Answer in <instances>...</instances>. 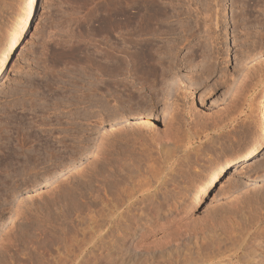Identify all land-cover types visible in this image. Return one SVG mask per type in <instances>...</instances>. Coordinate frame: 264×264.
<instances>
[{
    "label": "rangeland",
    "instance_id": "1",
    "mask_svg": "<svg viewBox=\"0 0 264 264\" xmlns=\"http://www.w3.org/2000/svg\"><path fill=\"white\" fill-rule=\"evenodd\" d=\"M172 1H158L174 15L153 35L155 98L139 116L131 68L151 57V0H37L0 73V264H264V0ZM21 2L0 0L2 46ZM86 91L105 102L99 124ZM28 147H54L56 170L31 175ZM210 158L218 174L187 211Z\"/></svg>",
    "mask_w": 264,
    "mask_h": 264
},
{
    "label": "bare ground",
    "instance_id": "2",
    "mask_svg": "<svg viewBox=\"0 0 264 264\" xmlns=\"http://www.w3.org/2000/svg\"><path fill=\"white\" fill-rule=\"evenodd\" d=\"M158 1H160V0H151V57L150 56H148V54L146 53V52H141L140 54H139V58L137 59V56H136V58L135 59H137V61L135 60L134 61V63L136 64L135 66L134 65H132L133 67H135L134 69L133 68H131V70L132 71H134V75L136 74V76H137V74H139L140 76H141V78L143 77V79H141L140 81H141V84H140V81H139V84L140 85H142V86H140V87H143L142 88V90H144V93H143V95H142V97H141V95H137V96H134L135 97V99L137 98V106H135L134 108H136V111H137V109H138V111L140 112V111H142L144 108H145V106L147 107V104H148V102H151L152 100H154V98H155V93L153 92V91H151V89H149V88H147V87H145V86H147V85H145V84H148V85H150V87H151V84H149V83H147V82H151V78H152V80L155 78V76H156V74H158L157 73V64H159V62L156 64V61H159L157 58H153V56H154V53L152 52V50L154 49V51H156V49L157 48H153V44H152V42H153V35L155 34H158L159 33V35H161L160 34V32H158V31H162V28H160V27H162V22H166L170 17H173V15H174V13H172V14H169V12L168 11H165L166 9H164V8H162L163 6V4L160 6V4H159V2ZM162 1V0H161ZM174 1V0H173ZM172 1V2H173ZM176 1V0H175ZM189 1V0H188ZM191 1V0H190ZM189 1V2H190ZM180 2V1H179ZM182 2V1H181ZM180 2V3H181ZM185 2V1H184ZM193 4H195L194 3V0L193 1H191ZM162 3V2H161ZM177 3H178V1H177ZM176 3V4H177ZM187 4V3H186ZM192 4V5H193ZM197 4V3H196ZM196 4H195V8H196ZM21 8L19 9V11L14 15V17H12V19L10 20V23H9V25H8V27H7V30H6V39H5V42H4V44H3V46L2 45H0V46H2V48L0 49V73L3 71V69L4 68H6V66H7V63H8V61H9V58H10V56H11V54H12V52L15 50V48L20 44V42H21V40L23 39V37H24V34H25V32L28 30V28H29V25H30V23H31V21H32V19H33V17H34V14H35V7H36V5H37V0H22V2H21ZM179 5V4H178ZM182 5V4H181ZM187 5H189V4H187ZM184 6V5H183ZM190 6V5H189ZM189 6H188V8H189ZM174 7H176V10H177V7L178 6H174ZM174 7L172 8V9H174ZM181 7V6H180ZM165 8H166V6H165ZM184 8H186V7H184ZM194 8V9H195ZM179 9V8H178ZM189 9H191V8H189ZM193 9V10H194ZM180 10V9H179ZM179 10H177V13H176V16L178 17V15L180 16V12H179ZM182 10H185V9H183V7H182V9L180 10L181 12H182ZM187 10V9H186ZM196 11V10H195ZM186 13L188 12H190L189 14H191L192 12L191 11H185ZM184 11H183V13H185ZM132 13V12H131ZM185 13V14H186ZM187 13V14H188ZM178 14V15H177ZM131 15V14H130ZM184 15V14H183ZM182 15V16H183ZM133 15H131V16H129L128 18L129 19H133V18H131ZM188 16V15H187ZM125 17H127L126 15H125ZM191 17V16H190ZM127 18V19H128ZM193 18H194V16H193ZM130 20V21H131ZM186 21V20H185ZM164 25H165V23H164ZM186 26V25H185ZM192 25H189V27H191ZM188 27V26H187ZM188 27V29H190L191 30V28H189ZM193 27V26H192ZM185 28V30L187 29L186 27H184ZM159 29V30H158ZM187 29V30H188ZM158 30V31H157ZM163 30H164V28H163ZM155 31H157L158 33H156ZM162 33V32H161ZM188 33H190V32H188ZM193 33V32H192ZM158 35V36H159ZM163 35V34H162ZM161 35V36H162ZM186 35V34H185ZM191 35V34H190ZM189 35V36H190ZM193 35V34H192ZM157 36V35H156ZM188 37V36H187ZM264 47V46H263ZM257 53V52H256ZM152 54H153V56H152ZM170 55V54H169ZM157 59V60H156ZM92 65V64H91ZM160 65V64H159ZM170 65V64H169ZM155 66H157L156 68H155ZM88 67H89V65H88ZM93 67V66H92ZM96 67V66H95ZM162 68V67H161ZM88 69V68H87ZM101 69V68H100ZM98 70V71H101V70ZM106 70H108L107 68H105ZM90 70V69H89ZM128 70V69H127ZM130 70V69H129ZM128 70V71H129ZM162 71H161V73H159L160 74V76L163 78L164 76H165V72L164 71H166V70H164V69H161ZM88 71V70H87ZM97 71V70H96ZM112 71H116V72H118L117 70H112ZM89 72V71H88ZM91 72V71H90ZM105 72V71H104ZM109 72V71H108ZM114 72H113V77H115V75H116V73L114 74ZM92 73V72H91ZM96 73V72H95ZM94 73V70H93V74H92V77H94L95 75L97 76V74H95ZM99 75H103V73H102V71L101 72H97ZM130 73V72H129ZM95 74V75H94ZM106 74V73H105ZM109 74H112V73H109ZM108 74V76H110ZM117 74H120L119 72L117 73ZM128 74V73H127ZM132 74H133V72H132ZM94 75V76H93ZM107 75V74H106ZM129 75V74H128ZM127 75V76H128ZM133 75V76H134ZM139 75H138V77H139ZM100 76V77H101ZM104 76V75H103ZM117 76V75H116ZM130 76V75H129ZM159 76V77H160ZM112 77V76H111ZM157 77V76H156ZM97 78H98V76H97ZM96 78V79H97ZM102 78V77H101ZM136 78V77H135ZM161 78V79H162ZM95 79V80H96ZM98 79H100V78H98ZM140 78H138V80H139ZM158 79V78H157ZM132 80H133V78H132ZM100 81V80H99ZM102 81H103V79H102ZM133 81H135V79L133 80ZM132 81V82H133ZM156 80L154 79V81L153 82H155ZM160 81V80H159ZM163 81H165V80H163ZM245 81V80H244ZM161 82V81H160ZM243 82V81H242ZM135 83V82H134ZM156 83V82H155ZM162 83V82H161ZM160 83V84H161ZM125 85L126 86H128V83L127 84H125L124 83V87L122 88V90L124 89V88H126V90H125V92L127 91V88L130 86H128V87H125ZM132 87H136V90L138 89V87H137V85H135L134 86V84L132 83ZM241 87H243V88H245L246 89V85H244V83L243 84H241L240 85ZM239 86V87H240ZM97 87H99V86H97ZM96 87V88H97ZM157 87V86H156ZM156 87H153V89L155 88L156 89ZM94 89H95V87H93ZM237 88V87H236ZM247 88H249V87H247ZM90 89H92V88H90ZM89 89V90H90ZM93 89V90H94ZM98 89V88H97ZM100 89V91H101V89H102V87H100L99 88ZM154 89V90H155ZM239 89V88H238ZM238 89H237V91H238ZM242 89V88H241ZM245 89H242L241 90V92L242 93H240V94H244V92L246 91ZM138 90H141V88L140 89H138ZM147 90H149L150 92H148L149 94L148 95H146L145 93H146V91ZM243 90H245L244 92H243ZM95 91H96V89H95ZM97 91H99V90H97ZM96 91V93H97V95L98 94H100L101 95V97L103 96L102 95V93L100 92H97ZM135 91V90H134ZM156 91V90H155ZM236 91V92H237ZM239 91H240V89H239ZM248 91V90H247ZM87 92V91H86ZM91 92L93 93V91L91 90ZM91 92H87L86 94H84L85 95V97H86V95L89 93V94H92ZM121 92V91H120ZM119 92V93H120ZM131 92V91H130ZM83 93V92H82ZM96 93L94 92L93 93V95H96ZM119 93L118 94H116L117 95V97L119 96ZM132 93V92H131ZM239 93V92H238ZM238 93H234L233 94V97H232V99H231V103L232 104H236L234 101L235 100H238V99H241V97H239V95H238ZM88 94V95H89ZM247 94V93H246ZM245 94V95H246ZM87 95V97H89V98H91V96H88ZM96 95V96H97ZM100 95L98 96V97H100ZM105 95V94H104ZM120 95H123V91L121 92V94ZM128 96L130 95V93L129 94H127ZM94 97V96H92V98L94 97V98H96V103H97V98L98 97ZM111 96V95H110ZM113 96H114V94H113ZM112 96V97H113ZM131 96V95H130ZM85 97H82V99H80V102H82L81 100H83V102H84V104H86V102L87 103H90L91 101L93 102V104H94V101L92 100V98H91V100H89V98L87 99H85ZM115 97V96H114ZM113 97V98H114ZM140 97V99L141 100H139V102H138V98ZM84 98V99H83ZM111 98V97H110ZM131 98V97H130ZM130 98L128 97V100L131 102V103H134L135 101V99L133 100L134 102H132L131 100H130ZM103 97H102V99L100 98V100L101 101H103ZM115 99V98H114ZM99 100V99H98ZM128 100L126 101V102H128ZM264 100V90H263V93H262V101ZM79 101V100H78ZM77 101V102H78ZM90 101V102H89ZM100 101V102H101ZM75 102V101H74ZM82 102V103H83ZM130 102H128L129 104H130V107L132 106V108H133V104L131 105V103ZM104 103V105H105V102H103ZM103 103L101 104V105H103ZM128 103H126L127 105H129ZM230 103V104H231ZM91 104V103H90ZM126 104H124V105H126ZM232 104H231V106H232ZM96 105H98L96 108H97V110H98V108H100L98 111H97V113H99V115H98V120H99V122L97 121V123L99 124L100 122H102L101 120H104L105 119V117L107 118V116L108 115H106L107 113L105 112V107H103L102 108V106L101 105H99V102L96 104ZM134 105H136V103L134 104ZM84 106H87V104L86 105H84ZM90 106V105H89ZM101 106V107H100ZM124 106H123V103H122V107H119L120 109L119 110H123L122 108H123ZM128 107V106H127ZM126 107V108H127ZM130 107H128V109L130 108ZM230 107V106H229ZM116 108V107H115ZM132 108H130L131 109V112H132ZM133 108V109H134ZM124 109H125V107H124ZM129 109V110H130ZM107 110V109H106ZM116 110H117V108H116ZM126 110V109H125ZM129 110H127L126 112H128ZM135 110V109H134ZM133 110V111H134ZM146 110V109H145ZM118 111V110H117ZM137 111V113H135V114H137V115H141V113H139ZM121 112H123V111H121ZM120 111L118 112V115H123L124 113H120ZM130 113V111L128 112V114ZM133 113V112H132ZM127 114V113H126ZM131 115V114H130ZM113 116H117V114L116 115H113ZM124 116V115H123ZM122 116V117H123ZM138 116V117H139ZM111 117H112V115H111ZM115 117H114V119H115ZM118 117V118H117ZM116 118L117 119H119L118 121H120V123H121V120L123 119H125V118H119V116H117ZM130 117V116H129ZM109 118V117H108ZM131 118V117H130ZM135 118V117H134ZM116 119V120H117ZM127 119H128V117H127ZM138 119V118H137ZM106 120V119H105ZM122 120V122H124ZM130 120V119H129ZM142 120V119H141ZM96 121V120H95ZM118 121H116V122H118ZM126 121V120H125ZM128 121V120H127ZM104 122V121H103ZM145 122H146V120H145ZM45 130V129H44ZM43 133V132H42ZM42 136V135H41ZM44 136V135H43ZM42 136V137H43ZM36 137V136H35ZM53 136H51V135H45V138L43 139L44 140V143L45 144H47V146H50V145H53L54 146V144H50V141H51V139L50 138H52ZM167 138V136H164V135H160L159 137H158V139L161 141V140H164V138ZM165 141V140H164ZM54 142H56V141H54ZM62 142V141H61ZM162 142V141H161ZM63 143V142H62ZM54 149V147L52 148V149H50L51 150V154H49V156H48V154H46V152L43 154V156H42V153H40V152H36V150L34 149V148H26L25 150H24V154H23V156H25L24 158L25 159H27L28 161H29V163L28 164H31V166H29L30 167V171H32V173L30 172V174L32 175L33 174V172H34V174L36 173V174H38L39 172H41V167H39L41 164H45V163H48V166H50V167H48V169L46 170V171H51V173L53 172V171H55L56 170V164L58 163V161L57 162H55L57 159H56V153L55 154H53L52 153V150ZM49 150V151H50ZM47 151V150H46ZM54 151V150H53ZM48 152V151H47ZM49 153V152H48ZM47 156H46V155ZM74 158V157H73ZM54 159H56L55 161H54ZM70 159V158H69ZM72 160V159H71ZM26 161V160H25ZM70 161V160H69ZM149 161V162H148ZM147 161V163H149V164H147L146 166H147V169H146V171H148V174L150 175V177H151V158L149 159ZM27 162V161H26ZM25 162V163H26ZM75 162V161H74ZM146 164V163H145ZM144 164V165H145ZM145 166V167H146ZM28 166H26V168H29ZM145 167H144V169H145ZM28 170V169H27ZM26 170V171H27ZM45 170V169H44ZM20 171V170H19ZM23 170H21V172H22ZM25 171V170H24ZM45 171V172H46ZM26 173V172H25ZM21 174V173H20ZM33 174V175H34ZM47 174V173H46ZM46 174H44V175H46ZM217 174H218V170H217V162H216V160L214 159V158H210L209 159V161L200 169V171H199V177H198V179L197 180H195V181H192V183H190L189 185V189L187 190V192L185 193V195H184V197H185V201H186V209L185 210H187V211H190V210H192L193 208H194V206L199 202V200L201 199V197H202V195L206 192V190L209 188V186H210V184H211V181L217 176ZM26 175H28V174H24V177L26 176ZM42 175V174H41ZM51 175V174H50ZM30 176V175H29ZM29 176H27V177H29ZM56 176H58V174L56 175ZM146 176V175H145ZM196 176V175H195ZM27 177H26V179H27ZM45 177V176H44ZM47 177V176H46ZM36 178V177H35ZM34 178V179H35ZM49 178V177H48ZM47 178V179H48ZM55 178V177H54ZM57 178V177H56ZM23 179H25V178H23ZM28 180H30V178L28 179ZM23 181V180H22ZM30 181H32V180H30ZM35 182V181H34ZM166 182V181H165ZM23 183H27V181L25 182V180H24V182ZM149 183V182H148ZM150 183H151V181H150ZM28 184V183H27ZM31 184V183H30ZM34 184V183H33ZM36 184V183H35ZM263 184H264V182H263ZM262 184V185H263ZM19 185V184H18ZM24 185V184H23ZM142 185H145V186H143V187H146V185L147 186H150V184L148 185L147 183L145 184V183H142ZM163 185H165L164 183L161 185V187L163 186ZM25 186V185H24ZM141 186V185H140ZM168 186V185H167ZM19 187H20V185H19ZM27 187V186H26ZM28 187H29V185H28ZM179 187H180V185H179ZM188 187V186H187ZM149 188V187H148ZM168 188V187H167ZM183 188V187H182ZM15 189V188H14ZM146 189V188H145ZM163 189V188H162ZM175 189V186L173 187V190ZM185 189H187V188H185ZM172 190V189H171ZM33 191V190H32ZM160 191V190H159ZM175 191V190H174ZM185 190H183V192H184ZM178 192V191H177ZM179 193V192H178ZM149 196V195H148ZM151 196V195H150ZM182 196H183V194H182ZM149 200V199H148ZM3 236L1 237V239H0V247L2 248V253H1V250H0V253L2 254V256L4 255V256H10V242H11V234H9V232L8 233H6L5 232V234H2ZM35 237V243L38 241V238H37V236L35 235L34 236ZM33 240V241H34ZM38 243V242H37ZM33 247V250H35L34 252H36L37 253V248H36V246H32ZM82 248V247H81ZM81 252H82V250H81ZM6 254V255H5ZM219 254V253H218ZM252 255V254H251ZM254 255V254H253ZM7 256V257H8ZM187 256H189V254L187 255ZM255 257V256H254ZM251 258V257H249L248 256V259L247 260H249V262H251L252 264H257L258 262H259V258L258 259H256V260H258V262L255 260V258ZM257 257V256H256ZM259 257H260V255H259ZM264 257V256H263ZM262 257V258H263ZM0 258H2V257H0ZM6 258V257H5ZM8 259V258H7ZM189 259V258H188ZM187 259V260H188ZM1 260H4L5 261V259H1ZM190 260V259H189ZM190 261H187V264L189 263ZM260 263H261V261H260ZM190 264V263H189Z\"/></svg>",
    "mask_w": 264,
    "mask_h": 264
}]
</instances>
